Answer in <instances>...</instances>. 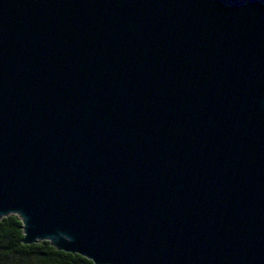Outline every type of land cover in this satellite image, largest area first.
Here are the masks:
<instances>
[{"label":"water","instance_id":"95a60500","mask_svg":"<svg viewBox=\"0 0 264 264\" xmlns=\"http://www.w3.org/2000/svg\"><path fill=\"white\" fill-rule=\"evenodd\" d=\"M94 264H264V0H0V220Z\"/></svg>","mask_w":264,"mask_h":264},{"label":"trees","instance_id":"16d2710c","mask_svg":"<svg viewBox=\"0 0 264 264\" xmlns=\"http://www.w3.org/2000/svg\"><path fill=\"white\" fill-rule=\"evenodd\" d=\"M23 238L18 216L0 220V264H94L78 254L57 250L49 241L25 245Z\"/></svg>","mask_w":264,"mask_h":264}]
</instances>
